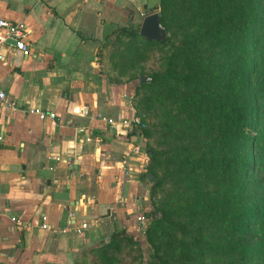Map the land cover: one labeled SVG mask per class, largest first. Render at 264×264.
I'll return each instance as SVG.
<instances>
[{"label":"crops","instance_id":"0c3cea01","mask_svg":"<svg viewBox=\"0 0 264 264\" xmlns=\"http://www.w3.org/2000/svg\"><path fill=\"white\" fill-rule=\"evenodd\" d=\"M152 3L0 0L28 46H6L0 63V89L18 106L0 108V264H85L112 232L136 233L146 154L116 124L136 115L133 85L107 77L101 54Z\"/></svg>","mask_w":264,"mask_h":264},{"label":"trees","instance_id":"16d2710c","mask_svg":"<svg viewBox=\"0 0 264 264\" xmlns=\"http://www.w3.org/2000/svg\"><path fill=\"white\" fill-rule=\"evenodd\" d=\"M157 6L165 40L145 43L168 45L174 22L184 35L170 46L165 87L153 94L171 102L178 129L163 149L148 142L152 129L141 131L147 194L170 181L161 203L143 215L147 262L264 264V0H158ZM191 131L200 136L196 146ZM131 243L124 230L112 232L98 262L114 264Z\"/></svg>","mask_w":264,"mask_h":264},{"label":"rangeland","instance_id":"374dc122","mask_svg":"<svg viewBox=\"0 0 264 264\" xmlns=\"http://www.w3.org/2000/svg\"><path fill=\"white\" fill-rule=\"evenodd\" d=\"M157 4L158 0H154V3L150 6H145L135 17L131 18L133 21V23L130 22L131 26H133L131 28L132 32H120V30L115 32L105 45H103L101 61L107 77L109 76L115 82H131L133 85L130 93L131 103L135 114L140 118L144 127L152 129L154 133L152 139L148 140V142L157 149H163L168 145V139L173 137L178 127L176 125L177 122L171 116V102L163 98L156 101L153 99V94H157L159 88L162 89L165 87L163 76L167 68V57L171 50L170 46L179 43L184 35V30L174 22L166 30V38L169 41L168 45H160L156 42L153 44L145 43L143 37L138 32L139 24L144 15L152 12L159 13L160 8ZM124 27L129 26L127 24ZM209 70L213 72L215 69L210 66ZM215 74L217 75L218 73ZM152 75L158 76L155 81L156 83L147 84L142 88H136L139 85L138 80L140 76L151 77ZM217 80L216 78L215 81L217 82ZM147 82L144 81L143 83ZM191 137L193 140H189V142L191 145L196 146L197 143H193L192 141L200 139V136L191 131ZM203 148L201 147L198 150L201 151ZM169 184L170 181H165L162 187L155 188L151 196L147 194L146 211L150 210L152 206H157L161 203L162 198L168 194L167 188ZM145 222L147 221L145 220ZM130 236L133 243L119 252L118 259L114 264H149L147 262L148 252L146 250L147 242L145 235L142 237L136 232L135 234H130ZM99 250L90 254L85 264H100L98 262Z\"/></svg>","mask_w":264,"mask_h":264},{"label":"built area","instance_id":"2783aa9c","mask_svg":"<svg viewBox=\"0 0 264 264\" xmlns=\"http://www.w3.org/2000/svg\"><path fill=\"white\" fill-rule=\"evenodd\" d=\"M26 36L27 31L22 26L20 22L11 21L8 19H1L0 18V63L3 64V54L2 50L6 48V46L13 47L14 49L20 50L23 54L28 53V46L26 44ZM7 108L11 111L18 110V106L15 101L10 100L9 97H7L6 93L0 89V108ZM38 119L42 120L44 117H48L50 119H53L54 113L53 112H37L36 113ZM107 123H115L111 121L110 119L107 120ZM119 126L125 128L128 133H136L138 132L141 135V131L144 130V124L140 120L139 117L132 116L129 119H120L116 122ZM0 140H2V137L0 135ZM136 146H138L135 143ZM56 159V158H55ZM135 232H138L142 237L145 235V219L142 215H137L135 218ZM41 228L46 227V223H44V217L40 220ZM84 224H81L79 226V229L84 227Z\"/></svg>","mask_w":264,"mask_h":264},{"label":"water","instance_id":"95a60500","mask_svg":"<svg viewBox=\"0 0 264 264\" xmlns=\"http://www.w3.org/2000/svg\"><path fill=\"white\" fill-rule=\"evenodd\" d=\"M129 23V21H127ZM139 35L147 41L164 42L165 40V29L159 23L158 13L152 12L144 15L139 24ZM132 27V26H130ZM150 76H140L139 84L144 81H149ZM132 142L136 143L140 148L144 149L146 140L138 132L132 136Z\"/></svg>","mask_w":264,"mask_h":264}]
</instances>
